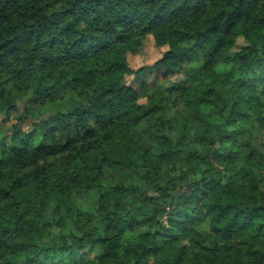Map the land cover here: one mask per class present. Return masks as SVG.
<instances>
[{"label":"trees","instance_id":"1","mask_svg":"<svg viewBox=\"0 0 264 264\" xmlns=\"http://www.w3.org/2000/svg\"><path fill=\"white\" fill-rule=\"evenodd\" d=\"M1 117L0 264H264V0H0Z\"/></svg>","mask_w":264,"mask_h":264},{"label":"rangeland","instance_id":"2","mask_svg":"<svg viewBox=\"0 0 264 264\" xmlns=\"http://www.w3.org/2000/svg\"><path fill=\"white\" fill-rule=\"evenodd\" d=\"M164 49H159L154 45V42L151 38H147L144 42L143 48L141 52L138 55H129L128 61L129 64L137 69L139 67L143 66H149L152 65L157 59H159L162 55V52ZM164 76L163 70L160 71H148L144 76H141L139 78H136L135 80L132 78H128V83L130 85H136L137 83L146 82L149 85H153L157 82L162 81L161 78ZM183 80V78L179 75H174L168 77V82H175L179 83ZM0 120H3L1 117ZM16 122L15 118L11 117L8 122L2 123L0 125V133L5 134L4 136H0V150L1 147L7 143L10 139L8 138V131L12 124ZM9 143V142H8ZM79 206L82 210H87L89 207L84 201L79 202Z\"/></svg>","mask_w":264,"mask_h":264}]
</instances>
